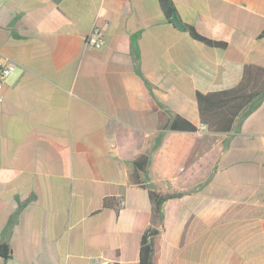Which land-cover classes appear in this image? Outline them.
<instances>
[{
    "label": "crops",
    "instance_id": "1",
    "mask_svg": "<svg viewBox=\"0 0 264 264\" xmlns=\"http://www.w3.org/2000/svg\"><path fill=\"white\" fill-rule=\"evenodd\" d=\"M173 2L227 46L159 0H0V56L17 63L0 101V264H139L150 188L183 193L161 205L157 264H264V96L226 132L196 100L264 66V0ZM93 27L102 47L85 45ZM176 115L197 129L169 128Z\"/></svg>",
    "mask_w": 264,
    "mask_h": 264
},
{
    "label": "trees",
    "instance_id": "2",
    "mask_svg": "<svg viewBox=\"0 0 264 264\" xmlns=\"http://www.w3.org/2000/svg\"><path fill=\"white\" fill-rule=\"evenodd\" d=\"M166 18L175 26L186 31L193 39L202 41L212 47H226L225 41L209 38L197 31L196 27L184 22L173 0H159ZM264 36V30L262 35ZM264 96V66L248 64L244 69L240 83L229 89L209 93L197 92L196 100L202 124L214 132L231 130L238 115L253 101ZM164 113H160L162 117ZM171 129L196 130L197 126L181 115H176L169 124ZM149 157L140 155L134 160V171L130 175L133 184L142 183V174L147 171ZM183 193L177 191H162L150 188L149 196L153 205V223L142 235L139 264H157L155 259V238L159 233L157 225L161 218V205L165 200L179 197ZM105 207L112 206L113 200L108 198ZM0 255L5 258L11 256V247L8 243L0 244Z\"/></svg>",
    "mask_w": 264,
    "mask_h": 264
},
{
    "label": "built area",
    "instance_id": "3",
    "mask_svg": "<svg viewBox=\"0 0 264 264\" xmlns=\"http://www.w3.org/2000/svg\"><path fill=\"white\" fill-rule=\"evenodd\" d=\"M106 43L104 30L100 27H93L85 39L86 46L102 47ZM17 63L8 57L0 56V101L4 98L3 89L7 79L13 73ZM123 204V202H122Z\"/></svg>",
    "mask_w": 264,
    "mask_h": 264
}]
</instances>
